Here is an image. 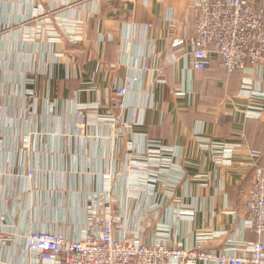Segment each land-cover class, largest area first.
<instances>
[{"label": "crops", "instance_id": "obj_1", "mask_svg": "<svg viewBox=\"0 0 264 264\" xmlns=\"http://www.w3.org/2000/svg\"><path fill=\"white\" fill-rule=\"evenodd\" d=\"M196 16L191 0H0V264H28L35 229L76 238L87 197L108 183L118 239L149 221L147 242L250 254L264 111L259 121L240 113L241 73L217 60L192 70ZM251 78L264 94V66ZM120 82L131 127L113 134L104 119L119 113ZM146 170L155 186H131Z\"/></svg>", "mask_w": 264, "mask_h": 264}, {"label": "built area", "instance_id": "obj_2", "mask_svg": "<svg viewBox=\"0 0 264 264\" xmlns=\"http://www.w3.org/2000/svg\"><path fill=\"white\" fill-rule=\"evenodd\" d=\"M191 2L197 14L189 41L192 70L208 69L217 60L229 72L239 71L242 74L240 94L247 98L246 108L240 113L245 119L261 120L264 94L257 92L251 76L253 70L264 66V0ZM173 55L177 59V53ZM148 72L147 68L142 70V73ZM128 81L129 84H137L140 79L137 76ZM128 89L127 84L120 82L116 90L119 113L104 119L113 134H120V130L131 127V123L127 125L123 121V113L128 108ZM94 108L81 107L78 113L84 116L98 109ZM255 153L261 156L259 152ZM163 156L166 158L163 162L170 166V155L163 153ZM179 167L173 164L170 170L183 171ZM251 171L253 181L247 194L246 219L257 241L249 244V255H229L218 250H185L167 243L147 242L145 233L150 226L149 221H141L129 236L118 239L120 226L114 208L116 198L112 183H108L100 192L87 197L85 209L89 216L76 238L65 230L52 233L44 229H35L26 237L28 264H264V171L258 163L251 165ZM135 173L129 179L131 186H155L149 170ZM164 180L165 186L167 179Z\"/></svg>", "mask_w": 264, "mask_h": 264}, {"label": "trees", "instance_id": "obj_3", "mask_svg": "<svg viewBox=\"0 0 264 264\" xmlns=\"http://www.w3.org/2000/svg\"><path fill=\"white\" fill-rule=\"evenodd\" d=\"M220 67L223 68L224 70H226L227 72H229L226 68L222 67L221 65H220ZM208 69H212V67H210ZM204 70H207V69H204ZM235 72L236 73H240L239 71H233V72H230V73H235ZM262 164H263V162H259L258 163V167L264 171V165H262Z\"/></svg>", "mask_w": 264, "mask_h": 264}]
</instances>
